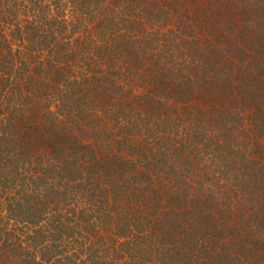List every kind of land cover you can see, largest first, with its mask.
<instances>
[{"label": "trees", "instance_id": "trees-1", "mask_svg": "<svg viewBox=\"0 0 264 264\" xmlns=\"http://www.w3.org/2000/svg\"><path fill=\"white\" fill-rule=\"evenodd\" d=\"M0 264H264V0H0Z\"/></svg>", "mask_w": 264, "mask_h": 264}]
</instances>
